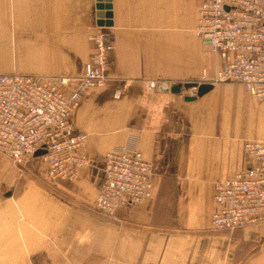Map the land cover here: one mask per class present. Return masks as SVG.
<instances>
[{
	"label": "crops",
	"instance_id": "crops-1",
	"mask_svg": "<svg viewBox=\"0 0 264 264\" xmlns=\"http://www.w3.org/2000/svg\"><path fill=\"white\" fill-rule=\"evenodd\" d=\"M201 1L109 0L101 25L100 0H0V72L81 74L91 34L114 33L108 79L70 116L92 158L78 177L53 185L37 156L22 166L0 153V264H264V221L210 223L214 181L248 164L245 140L264 139V100L235 81L193 99L170 87L220 66L196 33ZM118 146L151 162L152 190L104 217L92 204L102 156Z\"/></svg>",
	"mask_w": 264,
	"mask_h": 264
},
{
	"label": "built area",
	"instance_id": "built-area-1",
	"mask_svg": "<svg viewBox=\"0 0 264 264\" xmlns=\"http://www.w3.org/2000/svg\"><path fill=\"white\" fill-rule=\"evenodd\" d=\"M196 33L218 52L221 63L213 75L203 69L193 80L239 82L264 100V0H202ZM91 38L93 51L81 74L0 72V153L17 165L37 156L49 181H73L92 160L83 150L87 133L76 129L70 116L87 86L108 79L114 33L99 29ZM184 90L192 95L196 86ZM244 150L248 164L214 181L213 198L219 205L211 214L214 230L264 221V139L245 140ZM102 160L92 204L100 214L112 217L118 207L150 197L152 166L139 148L114 147Z\"/></svg>",
	"mask_w": 264,
	"mask_h": 264
},
{
	"label": "water",
	"instance_id": "water-1",
	"mask_svg": "<svg viewBox=\"0 0 264 264\" xmlns=\"http://www.w3.org/2000/svg\"><path fill=\"white\" fill-rule=\"evenodd\" d=\"M102 2H100L99 6L101 8H105L106 11L100 14V19H99V23L101 25H109L111 24V13H110V2L109 0H100ZM161 87H166L168 85V83L164 82L160 84ZM213 83L208 82V81H201V82H197L195 80H188V81H184V82H173L171 83L170 87L172 90H179L180 88L185 87H191V86H196V93L192 94V95H185L186 99H193L195 97H197L198 95H202L203 93H205L206 91H208L211 87H212Z\"/></svg>",
	"mask_w": 264,
	"mask_h": 264
},
{
	"label": "rangeland",
	"instance_id": "rangeland-1",
	"mask_svg": "<svg viewBox=\"0 0 264 264\" xmlns=\"http://www.w3.org/2000/svg\"><path fill=\"white\" fill-rule=\"evenodd\" d=\"M23 166V165H22ZM59 181H61V180H59ZM50 182V181H49ZM53 182V183H52ZM56 182H58V181H51L50 183H52L53 185H55L56 184ZM49 183V184H50ZM102 215V214H101ZM102 216H104V217H111V216H105V215H102Z\"/></svg>",
	"mask_w": 264,
	"mask_h": 264
}]
</instances>
